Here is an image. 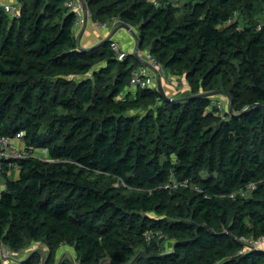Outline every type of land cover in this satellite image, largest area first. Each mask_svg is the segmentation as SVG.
Masks as SVG:
<instances>
[{
	"label": "trees",
	"instance_id": "obj_1",
	"mask_svg": "<svg viewBox=\"0 0 264 264\" xmlns=\"http://www.w3.org/2000/svg\"><path fill=\"white\" fill-rule=\"evenodd\" d=\"M69 1L0 11V134L24 132L51 160L17 161L16 180L4 169L0 242L48 250L17 264H264L238 241L264 237V0H190L181 15L172 0H84L95 23L139 31L140 50L192 86L183 101L128 92L138 58L109 40L81 49Z\"/></svg>",
	"mask_w": 264,
	"mask_h": 264
},
{
	"label": "built area",
	"instance_id": "obj_2",
	"mask_svg": "<svg viewBox=\"0 0 264 264\" xmlns=\"http://www.w3.org/2000/svg\"><path fill=\"white\" fill-rule=\"evenodd\" d=\"M66 6L67 8H69V10L76 14L75 36L78 39L84 32L85 24L87 20L91 18V14L84 0H70L66 3ZM0 11H5L11 18L15 19L20 17L21 6L18 0H0ZM122 23L123 22H121L119 19H113L108 23L99 24V27L104 30L110 29V25L117 26L119 28ZM107 40L111 41V48L116 54L118 60L122 61L126 59V57L129 55V52L124 49L121 43L115 40L112 36H109ZM135 40H137V38H135ZM136 54L138 60H140L141 66L134 69V71L132 72L129 89L131 91H145L147 89H155V80L157 79V74H161L160 71L163 66L147 51L141 52L139 50H136ZM214 106L222 115L224 113H232L230 108L226 109L223 106V103L219 100L214 103ZM24 138V132H19L12 137L0 134V172L3 173L6 167L10 169L9 172L13 169L19 170L20 166L16 162L27 158H33L48 162L51 161L48 158V152L46 150H37L29 147L25 143ZM183 186L188 187L189 181H185ZM172 187H178V185L170 183L165 186L166 189H170ZM256 187V183L248 184L238 192L231 194L230 198L235 199L237 195H240L243 198H247L256 189ZM146 238L147 240H150V234L147 233ZM238 241L244 246L243 250L240 251V254H244L249 251L264 250V237H241L238 239ZM5 248H7V251H3L7 252L8 254L12 253V251L8 247ZM4 255L6 254H4L3 252L2 256ZM0 258L2 259L1 255Z\"/></svg>",
	"mask_w": 264,
	"mask_h": 264
},
{
	"label": "rangeland",
	"instance_id": "obj_3",
	"mask_svg": "<svg viewBox=\"0 0 264 264\" xmlns=\"http://www.w3.org/2000/svg\"><path fill=\"white\" fill-rule=\"evenodd\" d=\"M149 1L158 4V0H149ZM188 1H190V0H172L173 5H175V8H176L175 10H176L177 15H181V14H184L187 12L185 7H186V4ZM259 20L264 22V15H262ZM244 24H245L244 21H242V25H244ZM109 28H110V30H114L115 28H118V27L110 25ZM119 31L126 33L129 36V38L133 37L132 42L135 41L133 33H130L129 31H127L125 29H120ZM133 31L135 34H137V35H135V38H137V40H136L137 42H136L135 48L130 47L129 55L135 56L136 58H138L137 54H136V50H137V47L139 46V38H138L139 31L136 28H134ZM139 51H141L140 48H139ZM139 62H140V60H139ZM160 73L161 74H157V77H156L157 79L155 80L156 81V83H155L156 87L155 88L159 89V85H161L165 97L167 99H169L170 101H183L188 96H190L194 93L192 86L184 79V77L182 78V77L171 76V75L167 74L163 68H161ZM212 98H213V104L219 100L220 102L223 103V106L226 109L230 108L231 101L226 94H219L216 96H212ZM143 112H144L143 110H140V111L133 112V114H141ZM5 247L6 246L2 242H0V255H1L3 262L5 264H17L19 261H21V259L27 257L31 252H34L36 250H41L43 256L45 258L48 257V250L43 244H30L26 249H24L23 252L11 253V254L10 253L8 254L7 252H5V251H7V248H5ZM163 247H164V251L168 252L172 249L173 244L170 240H166L163 244ZM3 250H5V251H3ZM3 252L6 255L2 256ZM57 255H58L57 257L59 259L64 258V257L75 258L74 250H72L71 248H68V247H63ZM105 264H108V263H105Z\"/></svg>",
	"mask_w": 264,
	"mask_h": 264
},
{
	"label": "crops",
	"instance_id": "obj_4",
	"mask_svg": "<svg viewBox=\"0 0 264 264\" xmlns=\"http://www.w3.org/2000/svg\"><path fill=\"white\" fill-rule=\"evenodd\" d=\"M109 36H112L115 40L121 43V45L124 47L125 50L130 52V47L136 46V40L134 37V42H132L133 37L129 38V36L122 32L117 31V28L114 30H104L99 27V23H95L92 20V17L89 18L85 24L84 32L82 35L78 38V44L81 49H90L92 47H95L105 40ZM129 48V49H128ZM135 90L128 89V92H134ZM20 169H13L8 173V177L10 179L16 180L19 177ZM6 190V179L2 172H0V196L2 192Z\"/></svg>",
	"mask_w": 264,
	"mask_h": 264
},
{
	"label": "water",
	"instance_id": "obj_5",
	"mask_svg": "<svg viewBox=\"0 0 264 264\" xmlns=\"http://www.w3.org/2000/svg\"><path fill=\"white\" fill-rule=\"evenodd\" d=\"M120 29H125V30H127V31H129L130 33H133V34L135 35V33H134L132 27H131L129 24H127V23H122L121 26L117 29V31L120 30ZM139 48H140V43H139V46L137 47V51L139 50ZM158 90L161 92V94L163 95V97L165 98L166 101H170L169 99H167V98L165 97L161 85H159V89H158ZM213 96H214V95H213ZM230 110H231V112H233V111H232V107H231V105H230Z\"/></svg>",
	"mask_w": 264,
	"mask_h": 264
}]
</instances>
